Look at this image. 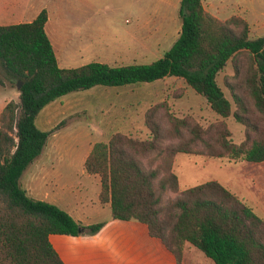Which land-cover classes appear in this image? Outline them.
Instances as JSON below:
<instances>
[{"label": "trees", "instance_id": "16d2710c", "mask_svg": "<svg viewBox=\"0 0 264 264\" xmlns=\"http://www.w3.org/2000/svg\"><path fill=\"white\" fill-rule=\"evenodd\" d=\"M178 15L177 37L161 57L127 65L91 61L60 67L45 30L46 9L31 21L0 25V66L9 82H20L19 101H8L0 112V264H65L49 235L94 234L103 225H84L56 204L31 197L21 185L22 173L41 154L51 133L35 124L41 109L70 92L170 76L182 78L218 116L232 114L245 127L243 140L231 141L224 124L213 132L174 119L165 130L153 108L144 115L148 137L116 132L107 141L95 142L84 169L99 177V199L109 204L111 218L144 223L177 264L182 263L186 242L213 264H264V217L216 180L180 190L172 170L177 153L264 161V35L251 38L244 19L220 20L202 0H180ZM242 52L249 58L244 82L254 110L230 87L236 106L232 110L217 82L228 62L238 72L234 58ZM167 138L177 141L163 145ZM158 160L161 163L153 166ZM169 190L176 195L163 205Z\"/></svg>", "mask_w": 264, "mask_h": 264}, {"label": "rangeland", "instance_id": "374dc122", "mask_svg": "<svg viewBox=\"0 0 264 264\" xmlns=\"http://www.w3.org/2000/svg\"><path fill=\"white\" fill-rule=\"evenodd\" d=\"M180 0H48L49 33L60 67H78L91 61L110 65L150 63L161 57L176 39L180 29ZM204 8L220 20L238 16L249 28V36L264 35V0H202ZM228 62L217 76L225 96L236 109L232 87L254 110L245 86L249 58L242 52ZM20 82H18L19 84ZM18 84L9 82L0 66V98L19 101ZM1 98V99H2ZM39 114L52 120L51 132L62 151L54 153L53 164H84L89 149L97 139L107 141L114 133L134 138L148 137L144 115L155 109V119L168 130L174 119H184L191 126L216 131L224 124L229 139L240 143L245 127L232 114L218 116L206 99L182 78L170 76L151 83L121 86H95L67 93L44 107ZM3 107L1 108V110ZM0 110V112H1ZM186 135V127L183 129ZM176 138L163 139V145ZM45 156V155H44ZM149 164L147 157H142ZM161 163L158 160L153 166ZM180 190L216 180L235 193L261 217H264V161L249 162L203 154L177 153L172 159ZM91 175V174H90ZM94 197V185H87ZM83 191L79 192L80 196ZM167 191L162 204L175 197ZM183 264H213L202 252L186 242Z\"/></svg>", "mask_w": 264, "mask_h": 264}, {"label": "crops", "instance_id": "0c3cea01", "mask_svg": "<svg viewBox=\"0 0 264 264\" xmlns=\"http://www.w3.org/2000/svg\"><path fill=\"white\" fill-rule=\"evenodd\" d=\"M48 6V0H0V25L31 21L46 9L45 30L54 47L49 33ZM1 98L0 110L6 104L5 98ZM39 113L36 126L51 131L52 120L42 118ZM54 135L50 133L41 154L22 173L21 185L31 197L56 204L84 225L103 224L94 234H50L49 242L62 261L65 264H177L162 242L149 235L144 223L111 218L109 204L99 199V177L88 174L84 164H79L78 170H75L76 164H53L54 153L63 150V146L59 148L55 144ZM98 141L103 139L95 142ZM90 184L95 188L93 198L87 189ZM81 191L84 196L79 195Z\"/></svg>", "mask_w": 264, "mask_h": 264}, {"label": "water", "instance_id": "95a60500", "mask_svg": "<svg viewBox=\"0 0 264 264\" xmlns=\"http://www.w3.org/2000/svg\"><path fill=\"white\" fill-rule=\"evenodd\" d=\"M18 88L20 87V83L18 84V86H17Z\"/></svg>", "mask_w": 264, "mask_h": 264}]
</instances>
